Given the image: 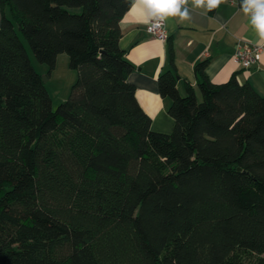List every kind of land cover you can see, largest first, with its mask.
<instances>
[{"label": "trees", "instance_id": "obj_1", "mask_svg": "<svg viewBox=\"0 0 264 264\" xmlns=\"http://www.w3.org/2000/svg\"><path fill=\"white\" fill-rule=\"evenodd\" d=\"M130 4L0 0V264H264V95L208 59L181 95L169 46L174 124L153 130L119 46ZM15 26L77 71L54 109Z\"/></svg>", "mask_w": 264, "mask_h": 264}, {"label": "crops", "instance_id": "obj_2", "mask_svg": "<svg viewBox=\"0 0 264 264\" xmlns=\"http://www.w3.org/2000/svg\"><path fill=\"white\" fill-rule=\"evenodd\" d=\"M184 7H187L189 17L181 20L179 16L154 13L138 0H131L119 21V46L133 65L127 80L134 84L135 96L150 116L151 128L156 131L170 132L174 124L167 111L170 100L160 95L157 86L158 74L169 68V46L172 47L179 93L181 88L184 89V81L196 87L194 66L208 59L205 74L211 82H224L234 73L239 82L250 83L264 95V50L258 62L248 68L238 66L233 59L238 40L264 45L241 5L236 0H221L209 11L207 7H196L192 0H188ZM156 15L164 19L166 41L146 31V22ZM1 16L0 8V21Z\"/></svg>", "mask_w": 264, "mask_h": 264}, {"label": "rangeland", "instance_id": "obj_3", "mask_svg": "<svg viewBox=\"0 0 264 264\" xmlns=\"http://www.w3.org/2000/svg\"><path fill=\"white\" fill-rule=\"evenodd\" d=\"M15 31L23 43L33 67L45 78L44 86L50 96L51 106L54 109L58 103L66 100L69 96L71 86L76 79L77 71L69 66L66 53L57 55L55 65L52 69H50L46 63L39 62L35 58L28 41L23 36L18 26H15ZM184 93V89L181 88L180 94L183 95ZM196 94L197 98L200 100V93L197 91Z\"/></svg>", "mask_w": 264, "mask_h": 264}, {"label": "clouds", "instance_id": "obj_4", "mask_svg": "<svg viewBox=\"0 0 264 264\" xmlns=\"http://www.w3.org/2000/svg\"><path fill=\"white\" fill-rule=\"evenodd\" d=\"M146 9L154 13L179 16L181 20L189 17L188 0H138ZM221 0H192L196 7H207L209 11L219 5ZM242 11L249 15L251 24L261 41H264V0H241Z\"/></svg>", "mask_w": 264, "mask_h": 264}, {"label": "built area", "instance_id": "obj_5", "mask_svg": "<svg viewBox=\"0 0 264 264\" xmlns=\"http://www.w3.org/2000/svg\"><path fill=\"white\" fill-rule=\"evenodd\" d=\"M145 28L150 35L161 41L167 40L168 35L164 27V19L161 15H156L148 19ZM262 50H264V45L238 40L233 52V59L238 66L248 68L258 62Z\"/></svg>", "mask_w": 264, "mask_h": 264}, {"label": "water", "instance_id": "obj_6", "mask_svg": "<svg viewBox=\"0 0 264 264\" xmlns=\"http://www.w3.org/2000/svg\"><path fill=\"white\" fill-rule=\"evenodd\" d=\"M41 78H42V81L44 82L45 78H44V77H42V76H41ZM176 78H178V76H177V75H176Z\"/></svg>", "mask_w": 264, "mask_h": 264}]
</instances>
